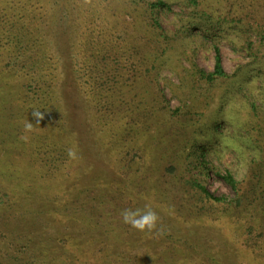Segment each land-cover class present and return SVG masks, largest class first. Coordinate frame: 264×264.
Wrapping results in <instances>:
<instances>
[{
    "label": "rangeland",
    "instance_id": "374dc122",
    "mask_svg": "<svg viewBox=\"0 0 264 264\" xmlns=\"http://www.w3.org/2000/svg\"><path fill=\"white\" fill-rule=\"evenodd\" d=\"M214 46L229 77L206 85ZM145 206L156 230L123 222ZM17 255L264 264V0H0V264Z\"/></svg>",
    "mask_w": 264,
    "mask_h": 264
},
{
    "label": "trees",
    "instance_id": "16d2710c",
    "mask_svg": "<svg viewBox=\"0 0 264 264\" xmlns=\"http://www.w3.org/2000/svg\"><path fill=\"white\" fill-rule=\"evenodd\" d=\"M148 7H145V9H151L152 11V8H155V7H158V5H163L164 3L162 1H158V2H154V3H149L147 2L146 3ZM153 25L156 23V19L153 18ZM157 24V23H156ZM204 24L201 28H203L205 26L206 23H202ZM154 27L158 28L157 25H154ZM204 30H207L206 28ZM160 31H162V29H160ZM34 34H37L36 32ZM161 36H163V40L160 41V47L161 48H167L169 46V43L171 42V40L174 39V37L172 36L171 38L169 37H166L164 36L165 33L164 32H160ZM163 45V46H162ZM214 49V64H213V67H212V70L211 71H207V70H204L202 68H198L193 62L191 63V66L194 68V72L199 75V77L202 79V81L206 84V85H211L212 82H214L216 79L218 78H226V77H229V74L226 73V71L224 70L223 68V65H222V60H221V55H220V50L217 46H214L213 47ZM33 51L31 50V53ZM30 53V54H31ZM30 54L28 56H26L25 58L26 59H23L25 60L26 62L30 60ZM33 55V54H31ZM31 60L32 62L35 61L33 56H31ZM27 66V65H25ZM25 66H22V67H25ZM236 73V71H235ZM28 80V81H27ZM25 82L26 86L28 85L29 88H33L30 84L34 83V82H38V79H36L34 76H31V78H28ZM41 80L39 79V82ZM50 82V83H49ZM48 83H45V84H41L42 86L39 87L40 88V91L38 92L37 96L39 99V102L40 103H37V104H41L43 105L42 106V109H41V112L43 113V109L49 105L52 104V102H54V98L56 97V90H55V87L58 86L57 85V81L55 80H51L49 81ZM23 86H24V82H23ZM43 87H45L43 89ZM38 89V87H37ZM34 93H32V95H34ZM26 101V100H24ZM25 104H29V103H25ZM53 105V104H52ZM39 106V105H38ZM37 106V109H39ZM248 106L251 110H258L259 109V105H257L256 102H254V100H249L248 102ZM175 111H173L174 113L176 111H178L179 109L176 108L174 109ZM45 111V110H44ZM21 112V111H20ZM23 113V112H22ZM49 116L51 117V114H49ZM44 117V116H43ZM204 155V153H203ZM255 161V159L253 160V162ZM245 167L246 168H249V164H250V160H247L245 161ZM200 165H202V170H206L207 169V165L206 163L204 162H201ZM223 179L231 186V188L234 189L235 193L238 194V191H239V187L237 185V181L235 180L232 172L230 169H226L225 173L222 175ZM201 189H202V192L205 196H207L208 198H211V199H219L218 197L216 196H213L212 193L210 191H208L207 189L203 188L201 186ZM15 264H24L25 261H22L20 259V256L17 255V256H14L13 257V260H12Z\"/></svg>",
    "mask_w": 264,
    "mask_h": 264
},
{
    "label": "clouds",
    "instance_id": "9594fccd",
    "mask_svg": "<svg viewBox=\"0 0 264 264\" xmlns=\"http://www.w3.org/2000/svg\"><path fill=\"white\" fill-rule=\"evenodd\" d=\"M32 115L37 118V120L43 118V113L40 109L33 108ZM25 132H31L33 130V123L27 122L24 125ZM23 139L27 140L28 137L25 135L22 137ZM75 153L69 150V156H74ZM121 216L123 222L132 228H135L139 231H148L152 232L153 230L157 229L159 216L158 214L148 206H145L144 209L140 208H127L122 210Z\"/></svg>",
    "mask_w": 264,
    "mask_h": 264
}]
</instances>
